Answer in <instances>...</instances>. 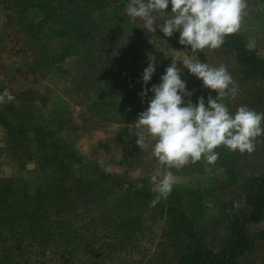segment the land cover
<instances>
[{"label": "rangeland", "instance_id": "obj_1", "mask_svg": "<svg viewBox=\"0 0 264 264\" xmlns=\"http://www.w3.org/2000/svg\"><path fill=\"white\" fill-rule=\"evenodd\" d=\"M33 3L0 0V94L7 89L15 97L0 104V179L12 182L18 213L29 215L37 206H48L66 195L73 208L88 218H105L123 208L140 215L143 230L133 248L81 264H177L183 250L165 238L168 204L181 207L209 249L218 252L230 246L228 219L248 213L249 180L264 174V136L256 138L251 154L220 146L215 149L219 154L215 164L202 158L171 169L173 189L155 206L149 199L134 201L143 191L153 199L157 196L150 177L157 168L163 171L152 146L145 150L136 144L133 124L154 95L139 94L158 85L173 61L192 93L184 99L195 104L204 97L207 106V97H215V92L183 66L193 54L178 43L179 32L171 37L159 30L148 33L139 19L133 22L126 14L127 5L109 4L100 10L101 24L75 54L58 58L63 40L52 37L47 25L33 32L28 27L30 20L37 23L39 18L30 7ZM246 5L236 34L264 58V0H246ZM149 55L155 56L156 66L145 85L142 73ZM196 58L214 67L226 66L234 82L230 87L237 89L235 98L224 99L230 112L247 106L264 113V81L245 77L231 50L205 49ZM245 232L253 247L236 264H264V218L247 225ZM52 262L47 264H63Z\"/></svg>", "mask_w": 264, "mask_h": 264}, {"label": "trees", "instance_id": "obj_2", "mask_svg": "<svg viewBox=\"0 0 264 264\" xmlns=\"http://www.w3.org/2000/svg\"><path fill=\"white\" fill-rule=\"evenodd\" d=\"M33 1L30 7L39 14V18L37 23L30 20L28 27L33 32L35 27L39 26L42 30V25H47L52 37L63 40V52L56 56L58 58L75 54L79 44L101 24L98 19L100 10L109 4L122 7L129 2ZM168 7L171 8V5ZM35 38L40 39V36ZM221 47L234 53L235 61L245 77H256L264 81V58H259L249 50L238 34L226 36ZM17 197L12 182L0 179V228L3 230L0 231V264H47L49 261L81 264L83 260L97 259L107 253L133 248L137 236L143 230L140 215L131 213L130 209L123 208L124 211L120 210L119 214L111 213L105 218H88L83 211L81 213L73 208L69 197L62 195L48 206H37L27 215L18 213ZM135 199L132 200L146 203L149 199L150 204L154 200L146 191ZM245 204L249 209L247 214L228 219L226 229L232 238L230 246L218 252L209 249L205 239L186 219L180 206L168 204L165 208V238L175 244L176 249L183 250L177 264H236L253 247V242L246 235V226L258 224L264 218V174L249 180ZM100 228L106 230L99 231Z\"/></svg>", "mask_w": 264, "mask_h": 264}, {"label": "clouds", "instance_id": "obj_3", "mask_svg": "<svg viewBox=\"0 0 264 264\" xmlns=\"http://www.w3.org/2000/svg\"><path fill=\"white\" fill-rule=\"evenodd\" d=\"M169 4L171 11H166ZM246 0H129L126 14L133 22L139 19L141 28L148 33H163L171 37L179 32L178 43L193 54L183 61L188 72L202 81L204 88L215 92V97H199L195 104L192 93L181 79V69L173 61L160 77V83L145 89L139 95H154L146 110L138 114L133 124L136 144L140 149L152 146V155L162 166L150 177L157 196L150 206L166 199L175 183L171 169L177 170L195 164L202 158L215 164L219 154L215 151L225 146L230 151L255 150V140L264 136V113H257L247 106H240L235 113L229 111L224 99L235 98L237 89L225 65L214 67L196 58L205 49L220 48L225 37L238 32L245 15ZM149 63L142 73L147 84L155 72L156 58L149 55ZM15 97L5 89L0 94V104ZM154 142V143H153Z\"/></svg>", "mask_w": 264, "mask_h": 264}]
</instances>
